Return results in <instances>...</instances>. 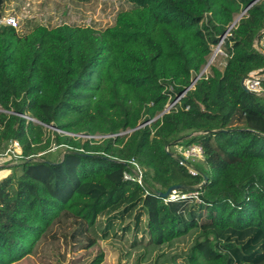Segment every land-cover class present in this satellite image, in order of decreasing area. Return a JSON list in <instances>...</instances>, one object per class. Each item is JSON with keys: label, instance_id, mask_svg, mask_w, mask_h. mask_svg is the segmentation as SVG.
Here are the masks:
<instances>
[{"label": "trees", "instance_id": "obj_1", "mask_svg": "<svg viewBox=\"0 0 264 264\" xmlns=\"http://www.w3.org/2000/svg\"><path fill=\"white\" fill-rule=\"evenodd\" d=\"M89 1L0 0L29 10L0 27V152L18 140L24 157L0 179V264L99 240L126 264H264V94L241 83L264 75V0H103L102 19ZM224 36L223 68L187 91ZM191 145L204 157L180 164Z\"/></svg>", "mask_w": 264, "mask_h": 264}, {"label": "rangeland", "instance_id": "obj_2", "mask_svg": "<svg viewBox=\"0 0 264 264\" xmlns=\"http://www.w3.org/2000/svg\"><path fill=\"white\" fill-rule=\"evenodd\" d=\"M122 0H119L118 2H120ZM125 0H123L124 2ZM98 2V6H97V13H96V17L99 19L103 18V13L101 11V8L103 6V0H90L88 2V4H93ZM118 4V3H117ZM92 6V5H91ZM118 6V5H117ZM24 9V8H23ZM56 9V8H53ZM110 11V13H113L116 11V7L115 8H109L108 9ZM36 14H32L33 17H42L43 13L45 14L44 11H41L40 7H37L36 10ZM47 14V13H46ZM242 14L240 15H236L235 20H239L241 18ZM111 15H109V18H105V20L110 19ZM64 21L66 22H72V21H77L79 20V16L78 15H72L70 17H66L63 18ZM264 32V31H263ZM264 37L261 40V45L259 46V40H257V47H261L262 50H264ZM263 42V43H262ZM218 47H215L212 51V53L210 54V56L208 57V63L204 66L202 72L205 73H210V69L211 66H218L220 68H223L224 64L226 63L227 60V55L224 51V48L221 47L220 50H218ZM53 128V127H52ZM96 139L100 140L102 139V136H96ZM181 149L180 147H175L174 149L176 151H178L179 149ZM50 157L53 160H57L60 159V157L63 155V150L62 148H57L54 147L53 150L50 151ZM42 153H40L41 155ZM9 170H7V168H2L0 169V172H4L3 174L9 173ZM200 186V185H199ZM215 215V211L212 207H207L204 210V217H203V221L204 222H208V221H212L213 217ZM61 249L60 250H54L52 256L50 257V262L49 261H43L40 257V254L37 255H31L26 257L25 259H23L20 262L14 263V264H88L97 254L104 252L106 255V259L105 262L103 264H126V259H122L121 262H119V257L121 255L120 249L118 248V246L113 245L111 242H109L108 240H99L98 243L96 245H94L93 247H91L90 249H81V250H76L74 247H72L71 245H65L63 241H61ZM61 260V263L58 262V260ZM135 257H132V260L130 261V264H136L135 261ZM145 264H152L151 262L145 263Z\"/></svg>", "mask_w": 264, "mask_h": 264}, {"label": "built area", "instance_id": "obj_3", "mask_svg": "<svg viewBox=\"0 0 264 264\" xmlns=\"http://www.w3.org/2000/svg\"><path fill=\"white\" fill-rule=\"evenodd\" d=\"M28 14H29L28 8L24 7L23 11L18 16L13 15V14H7V15L0 16V27L9 26L12 28H19V19L25 18ZM233 26L234 25H232L231 27H233ZM231 27H230V29H231ZM225 37L226 36H224L222 38V40L220 41V43L217 46H215V47H218V50H220V48L223 47ZM258 48L264 54V50H262L261 47H258ZM207 74L208 73L204 74V72L201 71L200 78L203 75H207ZM263 78H264L263 74H259L258 72H254V73H251L250 75L244 77L242 79L241 83H242V86L245 89H247L248 91L255 93L257 95H263L264 94V88L262 86ZM197 80H193L192 84L189 86L187 91L194 88ZM187 91H185L181 95L177 96L173 101L168 103L163 112L166 113V112L171 111L172 109H177L179 104L181 103L182 98L186 95ZM187 109H188V107H187ZM0 110H1V108H0ZM174 155H175V157H177L179 159L180 164L183 165V164H187L190 159H192V160L202 159L204 157V151H203V148L199 145H191L185 149L184 148L179 149L178 152H175ZM22 161H24V157L21 153V144L18 140H12L11 143L9 144L8 148L6 150L0 152V169L5 168L7 166H10L12 164L22 162ZM131 163H133L135 166V168H133L134 173L125 172L124 178L128 179V180H134V181H138L139 183H142L143 173H142L139 165L134 160L131 161ZM190 172L192 174H197V170L193 166H191ZM170 195H171V197H170L171 199H175L179 196V194L177 193V190H174Z\"/></svg>", "mask_w": 264, "mask_h": 264}, {"label": "water", "instance_id": "obj_4", "mask_svg": "<svg viewBox=\"0 0 264 264\" xmlns=\"http://www.w3.org/2000/svg\"><path fill=\"white\" fill-rule=\"evenodd\" d=\"M245 12H243V14H244ZM242 14V15H243ZM237 21L238 20H235L234 22H233V24L232 25H235L236 23H237ZM259 36H260V34L257 36V38H259ZM200 78V74L197 76V78L195 79V80H197V79H199ZM165 112H162L161 114H160V116H162L163 114H164ZM138 127H140V126H138ZM126 133V132H125ZM185 188H188V186L187 185H184V184H176V185H172V186H170L168 189H167V191H165V192H158V194L160 195V196H162V197H167V196H169L174 190H177V189H185Z\"/></svg>", "mask_w": 264, "mask_h": 264}, {"label": "crops", "instance_id": "obj_5", "mask_svg": "<svg viewBox=\"0 0 264 264\" xmlns=\"http://www.w3.org/2000/svg\"><path fill=\"white\" fill-rule=\"evenodd\" d=\"M263 42H264V40H263ZM263 42H262V43H263ZM8 172H10V171H8ZM3 173H4V172H0V179L3 178V177H5V176L8 174V173H6V174H3Z\"/></svg>", "mask_w": 264, "mask_h": 264}]
</instances>
